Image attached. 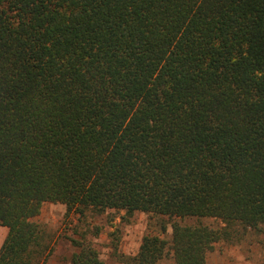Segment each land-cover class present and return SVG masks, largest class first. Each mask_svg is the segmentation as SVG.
<instances>
[{
  "label": "trees",
  "instance_id": "trees-1",
  "mask_svg": "<svg viewBox=\"0 0 264 264\" xmlns=\"http://www.w3.org/2000/svg\"><path fill=\"white\" fill-rule=\"evenodd\" d=\"M47 202L157 216L127 264L264 224V0H0V264H48Z\"/></svg>",
  "mask_w": 264,
  "mask_h": 264
},
{
  "label": "rangeland",
  "instance_id": "rangeland-1",
  "mask_svg": "<svg viewBox=\"0 0 264 264\" xmlns=\"http://www.w3.org/2000/svg\"><path fill=\"white\" fill-rule=\"evenodd\" d=\"M38 219L53 236L54 251L48 264H67L77 251L73 240L94 246L104 264H127L123 256H135L145 235L161 232V221L152 214L136 212L127 216L116 210L69 213L62 203H45ZM201 221L214 227L225 226L221 220L214 218H203ZM186 222L196 223L197 219H187ZM168 227L169 237L172 228ZM232 231L231 240L215 245L208 255V263L264 264V224L256 229L233 226ZM161 264L173 263L167 259Z\"/></svg>",
  "mask_w": 264,
  "mask_h": 264
},
{
  "label": "crops",
  "instance_id": "crops-1",
  "mask_svg": "<svg viewBox=\"0 0 264 264\" xmlns=\"http://www.w3.org/2000/svg\"><path fill=\"white\" fill-rule=\"evenodd\" d=\"M8 232H9L8 227L0 225V249H1L2 244L8 235Z\"/></svg>",
  "mask_w": 264,
  "mask_h": 264
}]
</instances>
